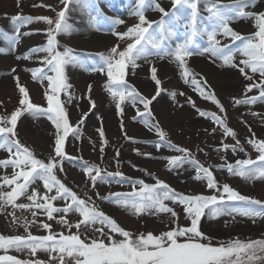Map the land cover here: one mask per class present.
Listing matches in <instances>:
<instances>
[{
    "label": "rangeland",
    "instance_id": "rangeland-1",
    "mask_svg": "<svg viewBox=\"0 0 264 264\" xmlns=\"http://www.w3.org/2000/svg\"><path fill=\"white\" fill-rule=\"evenodd\" d=\"M110 2H113V0ZM158 2L166 11L172 10V0H158ZM220 2L231 4L232 0H220ZM105 3H107V0ZM137 3L138 0H126L122 5V13L112 14L103 11L102 18H105L104 15L109 14V16L114 17L111 20H123L124 23L116 25L114 30L116 32H126L139 22L138 17L134 15ZM63 7L60 0H19V4L17 0H0V33L5 27H9L10 30L14 31L11 22L12 16L19 14L32 18L48 17L54 21L57 12ZM93 7L103 10L101 0H91V4L87 8L76 3L70 4L66 15L71 30L69 33H60L56 36L59 51H63L65 48L70 49L73 54L79 55L84 63L82 69L81 65L71 64L65 68L67 82L71 85L68 93L72 99L68 103L69 96L63 92L59 94V99L66 109L70 125L78 127L79 132L78 137L69 134L64 145L67 156L75 159L72 161L65 159L62 165L54 169V172L57 179L80 198L87 200L88 197H91L89 203L93 204L99 211L112 217L120 227L132 234L133 239L141 233L146 235L148 232H152L154 235H159L161 232L175 226L169 223L172 219L170 214L147 215L141 213L135 215L131 211L97 198V192L101 196H108L109 193L116 192L130 193L133 191L132 184L130 182L117 183L116 181L110 183L97 182L93 187L91 180L85 175L80 165L86 162L87 166H97L104 170L102 175H105L107 171H120L125 177L132 178V181L143 180L149 185H154L156 179H159L175 191L185 195H208L213 194V190L207 188L206 180L192 178L196 175V171L190 165L186 164L182 168L173 171L168 170L167 158L184 154L169 150L167 146L162 147L159 151L156 149L155 144L159 141V136L154 130L150 131L141 118L137 116V108L144 111L142 105L134 107L131 103L125 102L122 104L123 111L121 115H117L116 103L105 89L106 73L102 74L91 69L101 63L100 54L108 53L113 46L117 45L119 46L118 51H123L133 40L127 37L121 39L113 35V25L110 20L111 30L108 37L113 40L115 38V42L111 41L105 46L97 47L92 52H83L84 42L88 39L89 32L95 30L101 23L97 13H93ZM245 10L264 11V0H259L255 8ZM185 12L182 22L187 21V9ZM144 14L150 21L159 22L161 20V13L151 7L146 6ZM200 14L208 15L205 10ZM93 17H95V22H93ZM165 19L170 18L166 17ZM76 23L79 26H85L86 30L77 31L75 29L77 27ZM255 23L252 19L244 18L233 23L231 27L244 36H251L257 31L254 26ZM49 27L43 20L33 19V22L20 27L18 34L21 33V35L18 37V43L14 48L11 47L9 41L0 36V50H2L0 51V120L9 117L13 111L20 107L21 94L16 86V81L12 78L13 75L19 77V82L27 89L32 103L44 108L47 107L45 92L48 90V82L47 80L43 83L34 81L31 72L32 69L43 68L48 75H54L42 62L46 54L41 52L33 55L31 59H24V57L29 54L31 48L46 44ZM51 27H54V25ZM204 38L207 40V37ZM217 39L221 40V45H228L232 49L234 62L243 67L239 62L245 57H242L236 51L240 42L233 43L230 39L222 36H218ZM183 40L184 34L183 38L173 42V47L175 43L183 42ZM205 44L206 42L202 46H205ZM196 57L203 56L196 54L186 57L187 67L191 72L198 74L196 76L197 80H200V76L206 79L207 85H204V81H200L201 87H204L206 91L213 92L216 99L223 106V112L211 100L201 97L199 91L190 82L192 77H189V83H185L178 66L179 62L175 61L173 57L165 56L161 59L153 55L146 60L140 59L137 61L139 66L135 70L131 67L126 69L125 79L142 95L151 98L156 93V84L151 79L150 69L155 67L157 69V79L160 81L161 94L153 101L150 108L155 116V120L152 122L159 123L161 131L165 133V140L179 148L189 150L190 158L195 159L200 165L208 168L213 173L221 190L223 184L226 183L241 195L264 202V181H247L240 176L230 175L227 171V164L235 166L237 160L250 159L258 161L260 153L249 141H264V101L258 100L254 104L242 103L236 105L235 100H245L252 96L258 97L259 89L253 88L251 92H247L246 88L253 82L259 83L261 77L258 73L253 74L249 69H246V72L253 77L251 81L247 80L240 74L238 68L223 67L220 59L205 54L207 64H211L216 71L224 69L227 74L226 87L218 85L221 92H217L210 86L207 78L198 72V67L194 65ZM12 68L16 69L15 73L11 72ZM173 78L175 79L173 80ZM89 85H91L90 92ZM173 92L176 93L174 98L170 95ZM180 93H183V95ZM89 97L95 101L94 108L89 103ZM193 104L195 107H193ZM197 109L220 117L224 125L234 133L235 138L231 135H225L221 126L214 123L210 118L200 116ZM147 119L151 120L150 117ZM121 125H123V130ZM135 127H137L138 132L132 131V128ZM101 128L104 132L103 141L98 131ZM213 129L216 130L213 131ZM16 132L17 138L22 144L29 147L36 159L46 163L50 156L54 155L56 129L46 117L34 118L31 114L25 112L18 120ZM237 141H239L238 144ZM224 144L230 147L224 149ZM231 146L236 147L235 153L232 151ZM101 147H103V152H101ZM241 148L243 151H240ZM144 154H150V156ZM6 158H8V153L5 150H0V160ZM60 167L63 168V171H60ZM16 171L18 172L20 169H16ZM12 174V167L6 169L0 167V193L9 192L15 186L5 184L3 180L5 176L11 179ZM153 177L156 179H153ZM19 182H22V180ZM33 188L41 194L45 192L41 181H36V183L30 185L29 191ZM139 188L140 186L136 185L137 191H139ZM51 194H54V190L53 193H49V195ZM216 194L218 195V193ZM21 202L31 203L25 197H20L16 201V203ZM165 203L177 212V223L180 226L190 224V221L185 219L182 206L173 204L171 201H165ZM53 204L56 207H63L65 201L58 200ZM13 211H15V216L20 218L19 223L12 222L13 217L9 213ZM205 211L207 212V210ZM59 216L60 214H54L55 218L51 221L47 220L45 214H38L34 218L29 210H14L11 205H5L0 208V234L7 237L26 236L27 233L24 232L21 225L25 220L31 221L33 219L37 220V224L29 226V231L33 235L43 236L49 234L40 227V222L51 224L53 232L69 234V230L57 222ZM65 218L72 223H76L80 219L77 213H70ZM201 230L211 237L213 246H220L236 240L245 243L264 241V216L248 218L233 214L232 216L209 219L208 215H205L201 218ZM76 231L75 228L71 229L72 233ZM105 232L111 234L114 239H122L118 234L108 233V229H105ZM85 235L89 238L93 236L100 237V234L94 233L91 227L85 230L82 225L81 238L83 239ZM100 238L105 239L106 243L108 242L106 237ZM5 254L20 260L38 258L44 261L45 264H48L49 259V254L45 251H38L35 257H31L27 254V251L16 252L10 249L5 253L0 249V255ZM53 255L56 254L53 253ZM65 259L70 260L68 257H65Z\"/></svg>",
    "mask_w": 264,
    "mask_h": 264
},
{
    "label": "snow or ice",
    "instance_id": "snow-or-ice-1",
    "mask_svg": "<svg viewBox=\"0 0 264 264\" xmlns=\"http://www.w3.org/2000/svg\"><path fill=\"white\" fill-rule=\"evenodd\" d=\"M201 2L204 3V10L208 13L203 18L200 17L198 8ZM257 2L258 0H232L231 4H222L220 0H172V10L166 11L158 0H138L134 13L139 21L136 25L126 32H116L115 26L123 24L124 21L121 19L111 20L112 34L121 39L127 37L133 42L128 44L123 51H118L119 46L117 45L113 46L108 53L100 54L101 63L91 70L102 74L106 73L105 89L116 103L117 115H121L122 104L125 102L131 103L134 107L142 105L144 111L137 108V116L141 118L150 131L154 130L159 136L160 139L155 144L156 149L159 151L162 147L167 146L169 150L184 154L167 158L168 170L173 171L186 164L190 165L196 171V175L192 178L206 180L207 188L213 190V194L208 195H185L175 191L167 183L155 177L153 179H156V183L149 185L143 180L132 181V178L125 177L120 171H107L105 175H102L104 170L94 165L87 166V163L83 162L80 165L81 169L91 180L93 187L97 182L110 183L116 181L117 183L130 182L132 184L133 191L130 193L116 192L109 193L108 196H101L97 192V198L131 211L135 215L141 213L147 215L170 214L172 219L169 223L175 225L174 227L161 232L159 235H154L152 232H148L146 235L141 233L134 239L132 234L120 227L112 217L89 203L91 197H88L87 200L80 198L61 183L54 172V169L62 165L65 159L69 161L75 159L67 156L64 145L69 134L78 137L79 132L78 127L70 125L66 109L59 99L61 92L69 96L68 103L72 99L68 93L71 85L67 82L65 68L69 64L82 66L84 63V60L79 55L73 54L70 49L65 48L63 51H59L56 36L60 33H69L71 30L66 15L70 4L76 3L87 8L90 6L91 0H60L64 7L57 12L54 21L48 17L32 18L19 14L12 16L11 22L17 34L20 27L33 22V19L43 20L50 26L47 30L46 44L31 48L24 59H31L33 55L41 52L45 53L42 62L54 75H48L43 68L31 70L34 81L43 83L47 80L48 82V90L45 92L46 108L32 103L27 89L20 84L19 77L15 75L12 77L21 94L20 107L13 111L9 117L0 120V150H5L8 153V158L0 160V167L5 169L12 167V178L9 179L5 176L3 180L5 184L15 186L9 192L0 193V208L11 205L14 210H29L34 218L38 214H45L49 221L55 218L54 214H60L57 222L62 227H66L69 234L53 232L51 224L40 222V227L49 234L33 235L29 231V226L37 224V220H25L21 226L27 235L7 237L0 234V249L5 253L10 249L16 252L27 251L31 257H35L38 251H45L49 254L48 264H264V241L245 243L236 240L220 246H213L211 237L201 230V218L205 215H208L209 219L232 216L233 214L248 218L264 216V202L241 195L226 183L223 184L221 190L213 173L195 159L190 158L189 150L179 148L165 140V133L161 131L159 123L152 122L155 120V116L150 108L153 101L161 94L160 81L157 79L155 67L150 69L151 79L156 84V93L151 98L142 95L125 79L126 69L131 67L135 70L139 66L137 61L140 59L146 60L153 55L161 59L165 56L173 57L175 61L179 62L178 66L185 83H189V77H192L190 82L199 91L201 97L211 100L223 112V106L213 92L206 91L204 87H201L200 81H204L206 86V79L200 76V80H197L198 74L191 72L186 64V57L208 54L210 57L220 59L223 67L238 68L240 74L247 80L251 81L253 77L246 72V69H249L253 74L258 73L261 77L259 83L253 82L246 88L247 92H251L253 88L259 89V96L248 97L245 100L237 99L235 100L236 105L254 104L258 100L264 101V11L245 10L255 8ZM17 3L19 4V0ZM146 6L161 13L159 22L150 21L146 18L144 14ZM185 9H187V21L182 22V16L178 13L184 12ZM166 17L170 19L166 20ZM244 18L256 22L254 26L257 31L251 36H244L231 27L233 23ZM92 19L95 22V17ZM202 19L208 21L207 26L201 23ZM52 25L54 27H51ZM174 25L184 30V40L175 43L173 47ZM0 35L8 38L6 33H0ZM193 36L207 37L206 44L202 49L199 45L193 44ZM218 36L228 38L233 43L240 42L236 51L245 57L239 62L243 67L234 62L232 49L228 45H221V40L217 39ZM8 39L11 47L14 48L18 43V35ZM11 72L15 73L16 69L12 68ZM90 91L91 85H89ZM180 94L183 95V93ZM170 95L174 98L176 93L173 92ZM89 103L91 107H95V101L91 100L90 97ZM193 107H195L194 104ZM197 111L200 116L208 117L214 123L219 124L225 135H231L235 138L234 133L224 125L220 117L200 109ZM25 112L34 118L46 117L56 129L54 155H51L46 163L36 159L29 147L22 144L17 138V123ZM148 117L151 120L147 119ZM121 128L123 130V125ZM215 130L213 129V131ZM249 130L251 131V129ZM98 131L103 141L104 132L102 128ZM126 138L132 139L131 137ZM238 143L239 141H237ZM249 143L253 144V147L260 153L258 161L237 160L235 166L227 164V171L230 175L240 176L247 181H264V141L250 140ZM229 147L227 144L223 145L224 149ZM231 147L235 153L236 147ZM240 151L243 149L241 148ZM101 152H103V147H101ZM144 155L150 156V154ZM16 169H20V171L17 172ZM60 171H63L62 167H60ZM93 173L95 174L93 175ZM21 180L22 182H19ZM36 181L42 182L45 189L43 194L35 188L29 191L30 185ZM136 185L140 186L139 191H137ZM53 190L54 194L49 195V193H53ZM20 197H25L31 203H16ZM58 200L65 201L63 207L54 206L53 202ZM165 201H171L173 204L182 206L185 219L190 221V224L180 226L177 223V212L169 207ZM70 213H77L80 219L76 223H72L65 218ZM9 215L13 217V223L20 222V218L15 216V211ZM82 225L85 230L91 227L94 233H99L100 237H106L108 242L106 243L105 239L96 236L89 238L85 235L82 239ZM73 228L77 230L75 233L71 232ZM105 229H108V233L118 234L122 239H114L111 234L105 232ZM181 238L183 239L181 240ZM65 257L70 258V260H66ZM0 264H45V262L38 258L20 260L5 254L0 255Z\"/></svg>",
    "mask_w": 264,
    "mask_h": 264
},
{
    "label": "bare ground",
    "instance_id": "bare-ground-1",
    "mask_svg": "<svg viewBox=\"0 0 264 264\" xmlns=\"http://www.w3.org/2000/svg\"><path fill=\"white\" fill-rule=\"evenodd\" d=\"M106 0H101L102 6H103V10H99L96 7H93V13H97V15L99 16V22H103L99 27L105 29V31L103 30V33L101 31H97V30H92L89 32L90 37L84 42V48L82 49V51L84 52H92L95 48H99L102 46H105L106 44H109L111 41L115 42V38L114 40L111 39L110 37H108L109 35V31L111 30V25H110V20L112 19L111 16H109V14L104 15L105 18H102V12H110V13H114V14H120L122 13L123 9H122V5H124V3L126 2V0H113V2H110L111 0H107V3H105ZM259 2V0H258ZM105 3V4H104ZM199 11L203 12L204 11V3L201 2L199 5ZM186 9L184 10V12L178 13L179 15L182 16V21H183V16H185V12ZM114 16V15H112ZM117 16V15H116ZM200 17H206L205 15L200 14ZM107 19V22L104 21V19ZM114 18V17H113ZM201 23L205 26H207L208 21L207 20H201ZM75 29L77 31H84L86 30L85 26H82L78 23H76ZM11 28L9 27H5L3 28V31L1 33H6L8 38L11 37H15L18 35V37L21 35L20 34H16V32L10 30ZM107 30V31H106ZM1 31V30H0ZM173 31H174V38H173V42L183 38V29L177 26H173ZM1 37H3L4 40L9 41L8 38L0 35ZM193 44L194 45H199L200 48L202 49V45H204V42H206L205 38H201L200 36H193ZM195 50V49H193ZM203 57H196L195 58V62L194 65L198 67V72H200L202 75H204L210 86L212 88H214L217 92H221V89L218 88V85L224 86L226 87V80H227V74L226 71H224V69H219V71H216L213 66L211 64H207L206 62V58H205V54H201ZM83 68V66H81V69ZM175 78H173L174 80ZM132 131L134 132H138L137 127L132 128ZM149 165V164H148ZM150 166V165H149Z\"/></svg>",
    "mask_w": 264,
    "mask_h": 264
}]
</instances>
